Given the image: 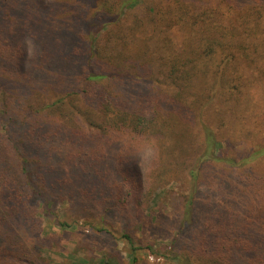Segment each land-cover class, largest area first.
Here are the masks:
<instances>
[{"label":"trees","instance_id":"1","mask_svg":"<svg viewBox=\"0 0 264 264\" xmlns=\"http://www.w3.org/2000/svg\"><path fill=\"white\" fill-rule=\"evenodd\" d=\"M86 3L87 13H75L70 5L61 11L57 0H0V118L12 124L1 142L9 159L0 180V230L31 215L26 205L40 201L49 211L38 172L58 191H71L65 177L72 174L97 195L111 187L123 204L141 203L151 181H145L138 154L153 145L166 154L169 171L178 164L190 182L184 216L191 217L194 207L204 219L211 213L206 244L225 249L233 264H264V196L258 202L264 182L251 174L261 172L264 146L238 166L237 158L216 151L220 137L239 132L226 118H247L258 86L264 106V0ZM55 65L70 71L71 80L40 78L53 74ZM21 97L26 104L17 114L7 110ZM191 121L199 127L194 133ZM192 144L199 152L189 156ZM219 160L228 164L223 180L230 197L245 183L244 194L234 197L244 204L224 218L223 205L200 181ZM0 233L7 240V232Z\"/></svg>","mask_w":264,"mask_h":264},{"label":"rangeland","instance_id":"2","mask_svg":"<svg viewBox=\"0 0 264 264\" xmlns=\"http://www.w3.org/2000/svg\"><path fill=\"white\" fill-rule=\"evenodd\" d=\"M57 1L61 3V11L70 5L69 9L75 10V13L88 12L86 0H67V3L64 0ZM92 5L95 6L94 3ZM30 54L31 45H28ZM59 68L53 66V74H41L40 78L46 77L50 83L71 80V72ZM152 68L157 72L160 69L159 62H154ZM262 90L260 86L254 89L255 101L254 104L250 103L251 110H248L247 118L240 121L226 118L227 126L239 131L236 136L219 138L216 151L224 159L237 158V166L242 165L244 157L260 152L264 146ZM258 103L260 106H256ZM25 104V99L21 97L18 102L9 101L6 107L11 113L17 114ZM207 118L211 121L208 115ZM190 123L188 127L191 132L199 130L195 121ZM11 125L6 123V118H0V180L7 163L4 158L9 159V155L4 157L2 153L4 146L1 142L5 139L6 127L11 131ZM113 149L107 152L109 163L112 161ZM187 150L189 156L199 152L194 144L188 145ZM165 156L153 145L139 152L138 166L145 175V181H151L149 192L141 203L128 200L123 204L112 195L111 187L103 186V194L97 195L92 184L86 180L81 182L72 174L65 177L71 191H58L47 185L44 175L38 172L37 182L48 195L51 204L49 211L41 209L40 201L30 207L26 205L31 215L27 218L22 215L20 220L12 222L9 230H0L9 235L5 240L4 233H0V264H233L225 249H214L205 242L209 232L206 223L211 213L210 217L204 219L194 207L191 217L184 216L190 182L181 173L178 164L175 163V170L169 171L170 167L163 161ZM258 158V169L262 173L257 170L251 173L254 177V174H258L255 180L257 183L262 179L264 182V152ZM211 163L214 165L207 166L208 170L202 172L207 180L205 183L200 181L203 188H210V198L223 205L221 218H224V212L233 211L239 203L244 204L234 197L244 194L239 190L245 183L237 186L230 197L227 183L223 180V168L228 167L226 160ZM102 167L106 168L105 163ZM221 169L223 173L217 177ZM263 196H259L258 202H261ZM247 262V259H242L236 264Z\"/></svg>","mask_w":264,"mask_h":264}]
</instances>
